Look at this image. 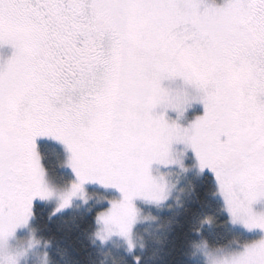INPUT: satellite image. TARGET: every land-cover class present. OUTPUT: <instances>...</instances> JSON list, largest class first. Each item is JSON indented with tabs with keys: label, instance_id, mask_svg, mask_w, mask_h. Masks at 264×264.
Returning <instances> with one entry per match:
<instances>
[{
	"label": "snow or ice",
	"instance_id": "obj_1",
	"mask_svg": "<svg viewBox=\"0 0 264 264\" xmlns=\"http://www.w3.org/2000/svg\"><path fill=\"white\" fill-rule=\"evenodd\" d=\"M0 241L27 223L34 197L52 195L34 139L63 143L77 178L116 188L122 199L99 214L101 240L130 233L132 201L163 199L149 165L170 164L185 143L211 170L233 222L264 230V0H0ZM203 114L188 127L189 93ZM98 235H100L98 233ZM231 264H264V238Z\"/></svg>",
	"mask_w": 264,
	"mask_h": 264
},
{
	"label": "rangeland",
	"instance_id": "obj_2",
	"mask_svg": "<svg viewBox=\"0 0 264 264\" xmlns=\"http://www.w3.org/2000/svg\"><path fill=\"white\" fill-rule=\"evenodd\" d=\"M210 2V0H209ZM217 4L222 3V0H215ZM13 49L10 45L0 46V59H6L11 56ZM162 87L176 89L182 84L179 79L162 81ZM190 91V90H189ZM164 112L165 118L168 121H176L181 127H188L195 118L203 114V105L199 100L191 101L185 107L182 114L177 113L172 109L162 110L157 107L155 112L159 114ZM37 152V143H50L58 147L62 152L61 167L70 176L67 183L59 184L56 177L48 175L39 160L40 166L44 171V182L51 190L52 195L41 199L34 197L31 206V215L27 223L17 227L13 234L5 241V247L8 252L15 253L23 249L25 256L18 260V264H50L48 259V243L38 236L33 226L34 205L43 204L50 210V215L57 216L69 211H96V232H94L93 241L102 250L107 252L111 258H117L121 255L132 256L135 262L139 261L140 251H142L145 241L158 234L162 230V226L158 219L161 212L166 209L174 210L182 206L183 198L187 192V183L191 178L202 177L210 170L208 168L200 169L198 160L189 146L185 143L174 142L170 145V158L173 163L164 165L153 162L149 165V174L158 185L162 186L163 199L159 201H149L141 197L134 198L132 203L137 210L136 221L132 226L130 239L132 248L129 249L128 241L117 234L107 236L101 240L100 236L104 235L103 225L98 223V216L106 212L111 207V202L122 199V194L114 187H105L96 181L85 182L82 185V192H77L69 198V203L61 207L63 198L71 191L72 184L77 183V178L72 168L69 166L70 153L66 146L48 136H40L34 139ZM38 156L39 153L37 152ZM40 158V156H39ZM213 181L215 184L214 197L221 203L222 213L228 218V224L231 231L239 235L240 240L234 241L231 247L227 249H209L203 243L198 242L194 246V260L201 264H231L232 258L239 252L243 251L244 246L256 240L264 238V230L253 228L251 230L244 227L240 221L233 222L230 213L227 211L224 198L219 192L218 182L214 173ZM253 212L264 213V198L258 199L251 205ZM210 218H206L203 225L211 224ZM98 233L100 235H98ZM241 238L244 241L241 242ZM36 243H33V242Z\"/></svg>",
	"mask_w": 264,
	"mask_h": 264
},
{
	"label": "trees",
	"instance_id": "obj_3",
	"mask_svg": "<svg viewBox=\"0 0 264 264\" xmlns=\"http://www.w3.org/2000/svg\"><path fill=\"white\" fill-rule=\"evenodd\" d=\"M42 165L48 175L65 184L70 176L61 167L62 152L50 143H37ZM212 171L191 178L179 209L161 212L162 231L148 238L140 251L139 261L132 256L111 258L94 244L96 211H69L57 216L43 204L34 205L33 226L36 236L48 243L50 264H201L194 260V246L205 243L209 249H227L240 237L228 224L221 203L213 196ZM206 218L212 221L203 225ZM244 238H241V242Z\"/></svg>",
	"mask_w": 264,
	"mask_h": 264
},
{
	"label": "clouds",
	"instance_id": "obj_4",
	"mask_svg": "<svg viewBox=\"0 0 264 264\" xmlns=\"http://www.w3.org/2000/svg\"><path fill=\"white\" fill-rule=\"evenodd\" d=\"M176 89L185 90L189 93L191 101L199 100V93H197L190 86H186L182 81V84ZM174 89V90H176ZM190 90V91H189ZM158 185V184H157ZM161 188L162 186L159 185ZM7 240V239H6ZM0 241V264H18V260L25 256V251L23 249L16 251L15 253H10L5 247V241ZM33 243H36L35 241Z\"/></svg>",
	"mask_w": 264,
	"mask_h": 264
}]
</instances>
